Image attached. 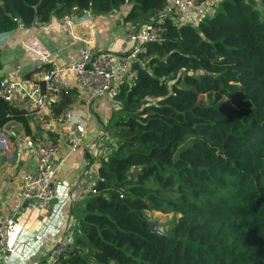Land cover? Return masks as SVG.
Masks as SVG:
<instances>
[{"label":"trees","instance_id":"1","mask_svg":"<svg viewBox=\"0 0 264 264\" xmlns=\"http://www.w3.org/2000/svg\"><path fill=\"white\" fill-rule=\"evenodd\" d=\"M168 3L0 0V34L124 5L129 30L151 18L161 28L138 44L132 78L114 95L115 145L55 264H264V0L203 2L199 20L162 14ZM27 113L0 97V128L18 121L27 132ZM148 211L177 219L155 233Z\"/></svg>","mask_w":264,"mask_h":264},{"label":"crops","instance_id":"2","mask_svg":"<svg viewBox=\"0 0 264 264\" xmlns=\"http://www.w3.org/2000/svg\"><path fill=\"white\" fill-rule=\"evenodd\" d=\"M129 9L130 5H124L109 14L84 11L72 15L68 24L62 17L53 16L48 22L19 25L0 34V80L25 81L52 65L65 67L83 47L112 54L133 50L134 43L125 36L133 27L124 22ZM207 12V7L200 5L180 14L199 20ZM62 77L68 82V95L59 97L54 105L70 101L69 121L58 124L44 112H28L27 132L18 121L0 128V218L4 222L5 245L11 249L0 264H49L48 257L57 240L67 234L73 244L99 165L115 145L106 128L118 109L114 97L97 95L79 86L72 73L65 71ZM15 107L21 108L17 103ZM76 125L83 126L84 135L82 143L72 150L70 144L75 138L63 137ZM40 143L55 146L52 165L62 183L48 206L30 212L20 204L19 192L25 176L37 166L30 151Z\"/></svg>","mask_w":264,"mask_h":264},{"label":"built area","instance_id":"3","mask_svg":"<svg viewBox=\"0 0 264 264\" xmlns=\"http://www.w3.org/2000/svg\"><path fill=\"white\" fill-rule=\"evenodd\" d=\"M209 0H172L163 9L162 14L174 10L182 13L187 9L200 5ZM71 16L62 17V21L68 24ZM153 21L139 28L138 31L129 30L127 39L133 43L155 41L160 37L161 28ZM158 24L161 21L157 22ZM139 47L133 48L130 55L115 56L112 53L101 52L89 47L80 48L76 58L65 67L52 65L42 69L37 76L25 81L0 80V97L10 105H20L26 112H44L52 121H69L72 112L69 108L58 111L54 102L69 90L68 82L63 79V72L72 73L77 84L83 88L92 90L97 95L109 94L114 97L124 81L132 76L131 61ZM126 80V81H127ZM20 100V103L18 102ZM60 122V123H59ZM84 129L76 125L74 130L64 135V139L72 140L70 147L76 150L82 143ZM31 154L37 160L35 170L28 173L22 183L19 192L20 204L30 211L43 210L53 200L56 188L62 183L54 171L52 159L55 157L56 148L52 144L35 145ZM18 205L13 206L16 211ZM4 222L0 218V263L11 251L4 241ZM73 244L66 234L57 240L49 254L48 263L55 264L59 258L72 249Z\"/></svg>","mask_w":264,"mask_h":264},{"label":"rangeland","instance_id":"4","mask_svg":"<svg viewBox=\"0 0 264 264\" xmlns=\"http://www.w3.org/2000/svg\"><path fill=\"white\" fill-rule=\"evenodd\" d=\"M210 1V0H209ZM199 5L197 6H193L189 9H192V8H195V7H198ZM211 9V7H209ZM187 9V10H189ZM211 11V10H210ZM129 31V30H128ZM128 31L125 33V36H126V40L127 39V34H128ZM138 48V43L135 42L134 43V48ZM134 58V57H133ZM132 58V59H133ZM132 62V61H131ZM194 76L195 74H186L184 76V79L186 80V82L188 84H194L195 83V80H194ZM132 78V77H131ZM130 78V79H131ZM146 216H147V219L149 222H152L155 224V228L160 231L161 233H164L167 231L168 229V223L177 219V216L174 215V214H167V215H164V214H161V213H158V212H155V211H148L146 213Z\"/></svg>","mask_w":264,"mask_h":264},{"label":"water","instance_id":"5","mask_svg":"<svg viewBox=\"0 0 264 264\" xmlns=\"http://www.w3.org/2000/svg\"><path fill=\"white\" fill-rule=\"evenodd\" d=\"M148 224H149L148 228H149L150 231L155 232V233H161L160 231H158V230L155 228V224H154V223L149 222Z\"/></svg>","mask_w":264,"mask_h":264}]
</instances>
